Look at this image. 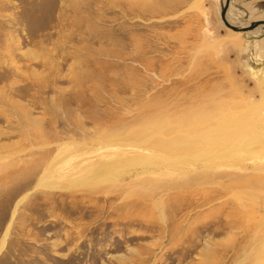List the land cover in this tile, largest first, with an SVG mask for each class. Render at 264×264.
<instances>
[{
    "label": "rangeland",
    "instance_id": "1",
    "mask_svg": "<svg viewBox=\"0 0 264 264\" xmlns=\"http://www.w3.org/2000/svg\"><path fill=\"white\" fill-rule=\"evenodd\" d=\"M221 7L0 0V264H264V28ZM131 141L158 165L105 158Z\"/></svg>",
    "mask_w": 264,
    "mask_h": 264
},
{
    "label": "bare ground",
    "instance_id": "2",
    "mask_svg": "<svg viewBox=\"0 0 264 264\" xmlns=\"http://www.w3.org/2000/svg\"><path fill=\"white\" fill-rule=\"evenodd\" d=\"M231 1V0H230ZM224 2H225V0H222V6H223V4H224ZM231 4L229 3V6H230ZM229 11V7H228V10H227V12ZM226 14H228V13H226ZM226 19H227V21L231 24V25H234L231 21H230V19H229V17L226 15ZM256 21H264V14H261V15H259L257 18H256ZM256 21H253V22H256ZM252 21L250 22V23H253ZM249 22H246V23H242L241 25L239 24V25H234V26H237V27H246V26H248L249 24H250ZM261 28H264V26L262 25V26H258V27H256L254 30H252V31H257L258 29H261ZM233 37V36H232ZM235 39V38H234ZM212 131H214V130H212ZM208 131L207 130H205V131H203V133L204 134H199V136H202V137H205V136H207V135H209V133H207ZM215 132V131H214ZM174 138V137H173ZM186 138H188L192 143H194V142H196L197 143V137H192V136H190V137H186ZM156 138L154 137V136H152V137H150V140H155ZM175 139V138H174ZM248 141V143H247V145H251V147L253 146V147H256V144H257V142H258V136L256 135V134H253L250 138H249V140H247ZM168 142H169V140H168ZM167 141H165V139L163 138V141L162 142H159L158 144H156L158 147H160L161 146V148H163V149H169L170 150V143H168ZM143 143H145V142H143ZM177 144V143H176ZM171 145H172V142H171ZM258 145V144H257ZM173 146V145H172ZM177 146V145H176ZM260 146V145H259ZM142 149V151H144L147 147H145L144 148V146L143 147H141V146H138L137 144H136V142L135 141H131V142H123V143H117V144H111L110 145V148L112 149H115V150H117V151H115V152H108L106 155H105V158H127L128 160L130 159V158H137L136 159V162L134 163V165L135 164H137L138 166H144V168L148 165V164H151L152 162H156V163H152L153 165H158L157 163H158V159H149V158H145V156L144 157H141V150H140V148ZM158 147H157V149H158ZM175 147V146H174ZM233 147V146H232ZM235 147V146H234ZM89 148V147H88ZM121 148V149H120ZM196 148H198L197 146L195 147V149L194 150H196ZM243 148V147H242ZM119 149V150H118ZM151 149V148H150ZM150 149L149 148H147L146 150H149L150 151ZM239 149V148H238ZM240 149H241V147H240ZM253 149V148H252ZM191 150H193V147H192V145H189V144H186V145H182V146H180V147H178V148H172L171 149V151H175V152H185V151H187L188 153L189 152H191ZM225 150V149H224ZM227 150V149H226ZM254 150V149H253ZM257 150V149H256ZM149 151H146V152H149ZM197 151H198V149H197ZM245 151V150H244ZM243 151V152H244ZM259 151H261V150H259ZM258 151V152H259ZM151 152V151H150ZM153 152H154V150H153ZM160 152H162V153H164L163 151H160ZM227 152H228V150H227ZM242 152V151H241ZM215 153V152H214ZM245 153H246V151H245ZM256 153V152H255ZM148 154V153H147ZM147 154H144V155H147ZM219 154V153H218ZM226 154V153H225ZM258 154V153H257ZM143 155V154H142ZM149 155V154H148ZM215 155V154H214ZM222 155H224V154H222ZM192 156H195V155H192ZM151 157H153V156H151ZM211 157V156H210ZM101 159V158H100ZM108 159H106L105 161H100V163H98V165H101V168L100 169H98L97 170V172L95 173L96 174V177L97 178H99V177H104V178H106V179H108V180H110L109 178H107L109 175H111L110 173H106L105 172V170H110L111 168H113V167H115V166H117V164H115V162L116 161H110V160H108ZM215 159V158H214ZM178 160V159H177ZM131 161V160H130ZM81 162V161H80ZM82 163V162H81ZM161 163H165V161H163V162H161ZM131 164V163H130ZM160 165V164H159ZM163 165V164H162ZM178 165V164H177ZM56 166V165H55ZM151 167V166H150ZM51 168H52V166L50 165L42 174H41V176L39 177V179H38V181H37V184H36V187H52L53 185L52 184H48V183H46L44 180L46 179V176H47V174L50 172V170H51ZM55 168V167H54ZM120 168V167H119ZM53 169V168H52ZM75 169V168H74ZM58 170V169H57ZM77 172H80V171H77ZM76 172V173H77ZM71 173H73V172H71ZM65 174V173H64ZM68 175V174H67ZM51 176V175H50ZM61 177V176H60ZM73 177V176H72ZM48 178V177H47ZM64 178V177H63ZM112 178V177H111ZM89 179H91V177L89 178ZM52 183V182H51ZM66 188V187H65ZM49 189V188H48ZM51 189V188H50ZM34 190V189H33ZM28 196V193L26 194V195H24V196H22L20 199H18L16 202H15V204H14V207H13V210L11 211V218H10V220H9V223L7 224V226H6V228H5V230L3 231V233H1L2 235L0 236V253H1V251L3 250V248H4V246H5V244H6V239H7V237H8V234H9V230H10V227H11V224H12V221H13V219H14V217H15V215H16V211H17V209H18V206L24 201V199L26 198ZM162 215V214H161Z\"/></svg>",
    "mask_w": 264,
    "mask_h": 264
},
{
    "label": "water",
    "instance_id": "3",
    "mask_svg": "<svg viewBox=\"0 0 264 264\" xmlns=\"http://www.w3.org/2000/svg\"><path fill=\"white\" fill-rule=\"evenodd\" d=\"M229 3H230V0H225L223 6L220 9V19L226 28L234 32H248V31L254 30L258 26H262V25L264 26V21H256V22L250 23L246 27H237V26L231 25L226 19V13L229 7Z\"/></svg>",
    "mask_w": 264,
    "mask_h": 264
}]
</instances>
